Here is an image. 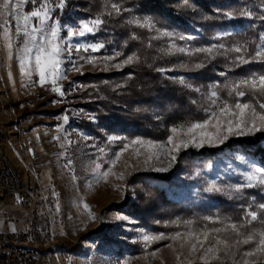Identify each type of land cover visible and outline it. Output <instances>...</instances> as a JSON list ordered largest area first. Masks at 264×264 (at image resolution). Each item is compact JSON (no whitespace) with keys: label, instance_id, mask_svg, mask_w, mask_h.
I'll return each mask as SVG.
<instances>
[{"label":"rangeland","instance_id":"rangeland-1","mask_svg":"<svg viewBox=\"0 0 264 264\" xmlns=\"http://www.w3.org/2000/svg\"><path fill=\"white\" fill-rule=\"evenodd\" d=\"M208 1L213 4V13L193 7L194 11L189 13L191 28L185 29L144 11L143 0H69L62 11L53 16L64 26L60 35L67 40L68 26H78L99 16L105 23L96 33L76 38L73 43L100 41L105 48L96 53H75L71 59L83 64L79 72L72 70V64L64 59L62 70H66L67 78L58 80L56 85L49 80L43 86L38 82L34 60L31 65H25L26 69H31L29 76L20 70L17 48L14 46L9 52L4 47V27L9 29L14 45L18 44L19 37L14 32L15 18H9L8 13L0 9V124L9 131L8 152L16 157L22 172L28 173L33 189L28 203L9 197L0 199V232L27 233L30 243L41 252L43 264H188L189 259L192 264H198L201 263L200 252L196 257H189L188 247H180L181 238L170 239L175 233L198 232L205 226L223 229L230 222L243 223L246 210L261 212L258 205L264 203V186L245 188L241 192L230 188L243 183L242 174L250 170L248 164L237 159L235 152H218L204 160L198 158V154L211 148L207 145L201 149H181L167 172H156L153 169L167 167L168 160L153 159L145 165L147 145L131 144L137 138L165 141L169 126L203 115L201 106L206 104L205 98L212 90L227 98L232 85L249 76L231 75L218 68L234 69L237 66L232 61L238 55L247 56L251 52L229 51L236 44L229 41L235 29L230 25L224 28L226 20L230 21L223 15L225 8H221L226 0ZM111 3L121 6L119 15L107 14ZM33 7L25 4L21 12L31 11ZM145 17L155 24L159 33L128 23L132 18ZM6 18L7 25L4 24ZM165 32L170 36L162 35ZM209 47H213L211 54L194 52L197 48ZM178 48L192 54L179 53ZM116 53L122 55L111 61L102 59ZM89 54L98 58L94 64L80 60L81 56ZM133 54L139 57L135 64L154 66L164 83L160 92L145 95L146 103L135 102L126 89L121 90L135 78L122 82L121 77L109 76L126 71L131 65H122L119 69L112 65ZM201 62L206 66L195 69L194 65ZM160 68L170 70L162 73L157 71ZM180 77L201 91L195 92L173 82ZM89 86L98 90L104 88L103 93L115 90L118 94L102 95L115 98L104 113L92 110L88 104L91 99L85 90ZM53 87H60L65 95L53 92ZM65 116L67 122L63 119ZM128 117L144 131L125 132V125L119 123ZM261 134L264 133L242 138H256ZM123 143H129V148L113 167V154ZM100 148L105 151L99 152ZM152 152L156 153L157 149ZM68 160L72 161L70 168L65 167ZM246 160L257 164L251 156ZM96 164L101 167L93 172ZM108 168L112 169V174L100 179L98 173ZM73 175L77 179L73 180ZM213 183L221 191H206ZM84 204L89 208L85 209ZM89 211L95 219L89 218ZM204 217H212V220ZM189 221L192 223H187ZM249 227L259 228L260 225L254 221ZM86 233L92 235L81 242V248L71 251L68 247L78 244ZM145 235L164 238L145 242ZM213 236L227 239L231 244L234 233L229 228L212 233L209 239ZM251 247L253 245H241L240 250ZM223 261L232 262L228 257H223ZM236 263H243L239 255Z\"/></svg>","mask_w":264,"mask_h":264},{"label":"snow or ice","instance_id":"snow-or-ice-1","mask_svg":"<svg viewBox=\"0 0 264 264\" xmlns=\"http://www.w3.org/2000/svg\"><path fill=\"white\" fill-rule=\"evenodd\" d=\"M25 4H32L34 7L31 11L21 12V8ZM63 6L64 0H0V9L6 11L9 18H15L16 25L14 32L19 37L18 44L14 45L12 36L9 35V29L4 27L3 35L6 41L4 47L9 52H11L14 46L17 48L20 70L21 72H27L29 76L31 75V69H26L25 65H31L34 60V68L38 73V82L41 86L49 80L53 85H56L58 80L67 78L66 70H62L64 59H68L69 63L72 64V70L79 72L83 64H77L71 59L75 53H80L81 51L85 53H96L105 48V44L100 41L80 43L77 40V42L73 43V40L76 38H84L89 34L94 35L96 33L97 29L105 23L99 16L89 22L81 23L78 26H68L66 28L67 40H65L60 35L64 26L60 25L59 21H55L52 15L55 10L62 9ZM110 7L111 11L107 13L108 15H112L113 13L119 15L122 11L118 3H111ZM123 11H127V9H123ZM260 12L264 13V0H261ZM223 15L228 19L236 18L233 12H226ZM239 15L240 17L248 19L256 17L260 21H264V14H258L251 10H244L243 8L240 10ZM30 21H34V23L30 24ZM49 21L52 22L49 23ZM128 23L159 33V29L147 17L142 20L132 18L128 20ZM4 24H8L7 18L4 20ZM162 35L170 36L167 32ZM156 38L159 37H153V39ZM259 39L264 41V36H260ZM150 46L151 44H149ZM213 47L197 48L194 52L211 54ZM219 47L222 48L224 46L219 45ZM229 51L241 53L247 52V48L245 45H238L229 49ZM178 52L192 54L191 52H186L184 48H178ZM120 55L122 54L116 53L114 56H105L102 59L104 61H111L117 59ZM97 59V57L91 54L80 57V60L90 64H94ZM138 62L139 57L133 54L112 66L119 69L122 65H132ZM232 63L237 67L251 63L264 64V43H258L253 52L247 56L238 55ZM181 66L187 67V65ZM205 66L202 62L194 65L195 69H202ZM169 70L164 68L157 69V71L162 73ZM81 74L83 73L81 72ZM173 82L186 89H192L195 92L201 91L199 87L194 88L184 77H180ZM241 88L245 90H241ZM52 91L58 92L61 96L65 95V92L60 87H53ZM246 97L247 99H245ZM205 99L206 104L201 106L203 115L193 120H187L169 126L167 128L169 135L165 141L145 140L142 138L131 141L133 145H140L141 147L147 145L148 153L144 160L145 165L153 159L157 161L167 159V167H156L153 169L156 172H167L172 163L176 161L177 154L180 153L181 149H187L189 147L201 149L206 145L215 147L224 144L230 137L264 133V73L256 74L253 72L248 77L234 83L228 91L227 98H222L216 90H212ZM192 103L195 104L196 101L194 100ZM63 119L67 122L68 117L65 116ZM113 139L117 138L114 137ZM128 148L129 143H123L122 147L113 154L114 158L111 159V165L113 167L120 160L122 153L128 150ZM154 148L157 149L156 153L152 152ZM104 151V148L99 149L101 153ZM139 154L138 151L137 155ZM237 159L248 164L250 170L242 174L245 178L244 182L231 185V190L241 192L245 188L264 186V165L258 166L254 162L247 161L242 155L238 156ZM71 164L72 161L68 160L65 167L70 168ZM100 167V164H96L93 172H96ZM109 174H112L111 168L98 173V177L100 179H106ZM75 179L77 177L73 175V180ZM206 191L219 192L221 189L213 183ZM258 207L261 210L259 214L255 210L245 211L243 223L230 222L223 229H207L205 226L204 229H200L198 232L192 230H189L186 234L177 232L170 239L175 240L176 238H181L180 247L182 249L185 246L188 247L189 257H196L197 252H200L198 260L201 264H212V261H219L220 264H224L223 257L230 258L232 264H236L238 255L243 260V264H264V203L259 204ZM84 208L88 209L89 206L84 204ZM89 218L95 219L91 211H89ZM204 219L212 220V217H204ZM254 221H258L259 228L249 227ZM187 223L190 224L192 222L189 221ZM229 228L234 233L231 244H229L227 239H221L219 236H213L211 240L209 239L212 233L218 234L221 231H227ZM163 238V236L145 235L143 240L145 242H155ZM241 245H253V247L241 252ZM168 247H171V245H168ZM246 258L254 259L249 260ZM177 259L179 260L180 257L178 256ZM188 264H192L191 259L188 260Z\"/></svg>","mask_w":264,"mask_h":264},{"label":"trees","instance_id":"trees-1","mask_svg":"<svg viewBox=\"0 0 264 264\" xmlns=\"http://www.w3.org/2000/svg\"><path fill=\"white\" fill-rule=\"evenodd\" d=\"M223 3L224 6L221 8H225L224 12H233L236 16V18L230 19V21L226 20L224 25V28H229L230 25L235 29L233 33H230L229 41L236 44V46L245 45L247 50L253 52L256 45L258 43H262V40H260L259 37L264 34V21H260L256 17H253L252 19L243 18L240 17L239 13L243 8L244 10H251L258 14H264L260 12L261 0H226ZM212 5L213 4H211L209 1L207 2V0H143L142 2L144 11L152 12L153 14L166 20L168 23L185 29L191 28V16L189 13L193 12L194 10H200L202 12L211 14L214 11ZM216 7L219 8L220 6L216 4ZM231 43H229V45H232ZM218 68H221L220 70L223 72L228 71L231 75L235 76H244L246 74L251 75L253 72L256 74L264 73V64L259 63H251L230 70L227 68V66H219ZM158 74L159 73L155 72V67L152 65L132 64L126 71L114 73L109 76L121 77L122 82L128 80V78H135L136 80L133 83L126 85V88L121 87V90L124 91L126 89L129 92L128 95H132L131 97L135 100V102L146 103L147 101L144 98L145 95H155L154 93H157V91L160 92L161 87L164 84L162 79L158 77ZM221 80H223V78ZM103 90L104 88H100L98 90L93 87L85 90V93L88 94L86 96L91 99V102L89 101L88 104H91L92 110L98 111L100 113H104V109H108L110 107L109 102L115 99L107 98V96L103 97L102 95H105L104 93H107V95H118L115 93V90L111 91V89H109L104 93ZM117 118L121 120L118 115ZM119 125H125V132L128 131L131 133H137L144 131L142 126L136 123V121L133 119H130V117L125 119V121L123 118V121H121ZM225 151L235 152V155H242L246 159L251 156L257 160V165H264V134L250 139L242 137L230 138L220 147H211L208 150L204 149L198 154V158L207 160L208 158H213L218 154V152L221 153ZM91 235L92 233L83 234L80 237V242L78 244L72 246L70 245L68 248L71 251L78 250L81 248V242ZM224 264H232V262L224 261Z\"/></svg>","mask_w":264,"mask_h":264},{"label":"built area","instance_id":"built-area-1","mask_svg":"<svg viewBox=\"0 0 264 264\" xmlns=\"http://www.w3.org/2000/svg\"><path fill=\"white\" fill-rule=\"evenodd\" d=\"M68 0H64V4ZM62 9L55 10L53 16ZM4 138H9V133H4L0 127V199L9 197L22 203H28V187H22L13 166L8 159H3L2 144ZM39 249H33L30 245V237L27 233L17 231L0 232V264H37Z\"/></svg>","mask_w":264,"mask_h":264},{"label":"bare ground","instance_id":"bare-ground-1","mask_svg":"<svg viewBox=\"0 0 264 264\" xmlns=\"http://www.w3.org/2000/svg\"><path fill=\"white\" fill-rule=\"evenodd\" d=\"M0 127H2V129L4 130V133H9L6 126L0 124ZM8 142H9V138H4V143L2 144L3 159H8V162H10V164L13 166V171H15V174L17 175L18 180H20V184L22 185V187H28L27 198L31 199L33 197V189L31 185V180L28 177V173L24 174L22 170L20 169V167H18L17 164L14 162V160L11 158L8 152V148H7ZM30 245L32 246L33 249H38L36 246L32 245L31 243ZM37 264H43L42 254L40 251L38 252V263Z\"/></svg>","mask_w":264,"mask_h":264},{"label":"crops","instance_id":"crops-1","mask_svg":"<svg viewBox=\"0 0 264 264\" xmlns=\"http://www.w3.org/2000/svg\"><path fill=\"white\" fill-rule=\"evenodd\" d=\"M10 154V153H9ZM11 156V155H10ZM11 158L14 160V162L16 163V164H18V161H17V159H15L16 157H12L11 156ZM14 200V199H13ZM13 231H15V230H13Z\"/></svg>","mask_w":264,"mask_h":264}]
</instances>
